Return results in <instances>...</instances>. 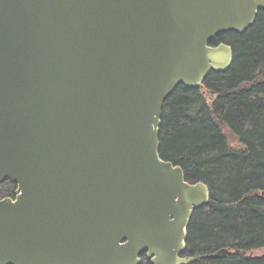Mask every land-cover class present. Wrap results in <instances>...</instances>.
Masks as SVG:
<instances>
[{
	"label": "water",
	"instance_id": "1",
	"mask_svg": "<svg viewBox=\"0 0 264 264\" xmlns=\"http://www.w3.org/2000/svg\"><path fill=\"white\" fill-rule=\"evenodd\" d=\"M264 0H0V264H188L210 201L160 155L164 103L233 62ZM220 250L214 257L227 254Z\"/></svg>",
	"mask_w": 264,
	"mask_h": 264
},
{
	"label": "trees",
	"instance_id": "2",
	"mask_svg": "<svg viewBox=\"0 0 264 264\" xmlns=\"http://www.w3.org/2000/svg\"><path fill=\"white\" fill-rule=\"evenodd\" d=\"M233 49L232 65L204 86L179 85L163 107L160 155L190 183L210 188L188 228V264H264V10L243 33L212 45ZM17 185L0 184V198ZM227 250L219 258L214 254ZM140 264H152L143 254Z\"/></svg>",
	"mask_w": 264,
	"mask_h": 264
},
{
	"label": "rangeland",
	"instance_id": "3",
	"mask_svg": "<svg viewBox=\"0 0 264 264\" xmlns=\"http://www.w3.org/2000/svg\"><path fill=\"white\" fill-rule=\"evenodd\" d=\"M0 199H2V198H0Z\"/></svg>",
	"mask_w": 264,
	"mask_h": 264
}]
</instances>
